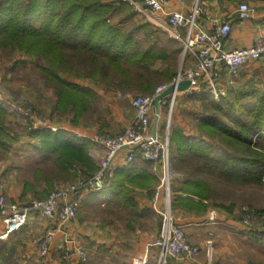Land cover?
<instances>
[{
  "label": "trees",
  "instance_id": "obj_1",
  "mask_svg": "<svg viewBox=\"0 0 264 264\" xmlns=\"http://www.w3.org/2000/svg\"><path fill=\"white\" fill-rule=\"evenodd\" d=\"M122 9L128 15L132 11L137 13L133 5L113 0H0V47L44 60L46 66L41 69L55 89L57 105L62 109L72 107L77 114L87 110L95 92L90 87L74 84L73 77L89 78L100 86L122 91L154 94L158 86L171 82L177 75L178 51L169 53L156 37L146 45L136 32L122 29L121 25H127L129 19H113ZM251 92H234L230 99L222 97L220 101L208 91L201 92L199 100L204 104V115L197 118L196 124L200 133L187 136L183 129L173 128L171 160L176 162V167L189 164L191 168L187 171L192 174L185 178L179 191L174 190L172 208L191 210L198 205L196 199L212 200L215 196L212 184L219 177L241 184L264 185V90L253 88ZM226 102L236 107L226 111ZM7 126L5 115L1 114L2 148L21 137L10 135L11 129ZM25 128L30 137L39 135L46 146H52L51 141L57 138L54 134H35L29 126ZM248 134L257 135L255 145ZM217 141L226 145L217 146L221 155L210 149L211 142ZM83 151L71 143H58L51 153L58 156L55 163L60 171L77 179L95 174L81 166L72 174L74 166L86 160ZM199 160L203 164L192 169V162ZM43 174L45 170L41 169L37 175ZM46 179L51 183L49 177ZM257 210L263 217L264 210ZM0 243L1 262L7 263L13 259L14 247L8 245V240Z\"/></svg>",
  "mask_w": 264,
  "mask_h": 264
},
{
  "label": "rangeland",
  "instance_id": "obj_2",
  "mask_svg": "<svg viewBox=\"0 0 264 264\" xmlns=\"http://www.w3.org/2000/svg\"><path fill=\"white\" fill-rule=\"evenodd\" d=\"M25 57L29 60L25 59ZM42 66H46V62L42 59H33L32 57H27L25 54H20L18 51L0 47V107L5 111L3 113L2 108H0V115H5L7 125L12 131H9L10 135L14 137L18 138V135H24L26 126L31 128L34 126L37 129L39 125L47 126L45 122H49L48 124H50L53 131H59L54 125L55 123H64L65 125H81L87 129L98 127L99 132L97 135L115 136L123 132V128L121 127L123 117L131 115L132 109L130 101H133L137 96L144 95L139 91L138 94L127 96L125 95L127 93L126 91L116 88L112 90L121 91L122 95H112V92L106 90L103 84L100 86L88 78L73 77L71 81L74 84L82 87H92L97 92L95 93L94 99H89L87 110L77 114V111L72 107L62 109V107L57 105L55 89L52 87L51 82L48 81L47 75L41 69ZM82 72V69H80L79 73ZM67 76L69 75H65L64 77ZM109 93H111L110 95L112 97ZM188 101L190 104L196 106L198 116L204 115L202 113L204 111V104L201 101H197L194 98L188 99ZM227 103L226 111L236 107L234 104L230 105ZM240 113L238 112L237 116ZM196 115L192 118L191 114L185 113L183 114V118L188 122L190 130L192 129L194 133H200L196 125L198 118ZM166 118H168V115ZM132 121L131 118L130 122L132 123ZM226 122L231 123L228 118H226ZM248 135L250 139L253 138L252 144L255 145L257 143V135ZM168 144L169 148H171L170 139ZM217 146L221 148L226 145L219 141L211 142V151L215 150L217 155H221V150ZM104 154L105 151L101 157ZM101 157L98 163H95L96 171L100 166ZM6 159V155L3 157L0 155V163L2 165L7 163L5 162ZM13 159L15 158L11 157V160ZM202 164L203 162L201 160L193 161L192 169ZM40 167L46 168L43 165ZM79 167L80 165L76 164L74 169H72V174L78 171ZM85 167L91 170L90 172L92 174L96 173L92 171L93 164ZM189 168L191 166L186 163L176 167V162L174 163L173 159L171 161V170L169 173L171 187L170 209L173 217L178 221L177 217L179 219H184V217L189 219V217H194L195 214L204 216L214 212L216 214V220L215 223L211 221L210 226L191 225L186 229L182 224L176 222L182 227V232L187 243L199 249V254L203 251L202 249H205V252H203L205 255L204 259L210 261L212 264H264V221H262L264 216L260 217L258 215V211L260 210H257H264V185H255L253 183L241 184L237 180L219 177L220 179L214 180L212 184L215 193L212 200L196 199L198 205L194 206L191 210L183 209V207L175 208V206L172 208L176 181L178 179L185 181V178L191 173V171H187ZM157 170L160 171L159 168ZM209 177L211 178V176ZM4 178L0 176L2 183L5 185V195L8 199L7 189L9 187L7 185V179ZM50 178L52 179V176ZM196 178L200 177L196 176ZM57 179L58 181H56ZM75 179V177L71 178L68 173L56 171L53 177V180L56 181V186L51 184L54 187L51 189L49 184H47L46 188L54 191L61 187H67L76 183L77 180ZM160 182L161 179L159 180V185ZM51 190L50 192H52ZM205 210L206 213H203ZM113 211H117V213L113 214ZM124 211L126 210H119L118 207L111 208L107 206L106 208H102L96 206L94 203L87 204L83 202L81 204L75 220L80 227V232L76 233L75 231L74 235L67 240L74 247L82 246L85 248L88 258L84 264H132L134 257L131 256V249L137 245L136 242L139 241L138 236L144 232L146 237H150V230L155 229L157 223H159V227H157L161 228V214H158V216L155 215L154 218L146 217L140 222L133 223V219L135 218L128 216ZM106 223H108V226L112 230V234L108 238L109 242L107 246L111 244L112 246H110L114 249V252L112 254L108 252L104 255L103 252L96 251L95 248L99 247L98 244L100 242V235L96 234L99 230L98 226L106 225ZM81 228H83L84 232L81 231ZM57 231L59 230H56V235L59 234ZM85 233L87 236L84 235ZM40 236L41 234L36 232L35 234H25L21 237L12 236L7 239H0V242L8 240V245L14 247L13 259L7 263L1 262L0 259V264H69L72 262L65 259L66 250L72 248L70 244H66L64 248L56 247L49 258L38 254L34 248H36L35 241ZM85 239H88V241ZM83 240L89 242V244L87 246L84 245ZM207 248L211 251V256L208 255ZM157 250L159 251V248H156V246L153 248L150 247L147 256L148 264L155 263L153 257L157 255ZM198 255H195L194 258Z\"/></svg>",
  "mask_w": 264,
  "mask_h": 264
},
{
  "label": "crops",
  "instance_id": "obj_3",
  "mask_svg": "<svg viewBox=\"0 0 264 264\" xmlns=\"http://www.w3.org/2000/svg\"><path fill=\"white\" fill-rule=\"evenodd\" d=\"M167 1L168 8L170 10L178 11L184 14H189L195 8H198L200 13L197 16V24L201 29L211 31L213 28V19L229 22L232 26V30L225 41V45L228 49L250 47L253 45L256 38L264 37V0ZM243 2L247 3L252 9V15L248 19H241L238 15V7ZM122 3L128 4L124 2ZM136 11L137 13L134 14L133 12L135 11H132V13L128 15L129 12L122 9L120 12H116L114 14L113 19L115 21H121L125 20V18H128L130 22L125 26L122 24L121 26L123 27L121 28L136 32V36L142 39L143 43L146 45L154 40L153 37H156L159 39V42L162 43L161 45L167 48L169 53L177 50L178 53L175 56L177 58V65L175 67L177 74L181 70H184L194 64L195 55L190 51H185L184 40L178 39L174 36V29L168 23L165 17L159 13H152L143 9H136ZM177 32L180 33L182 37H185L187 34V28H181ZM105 87L106 90L112 92V95H122L121 91L112 90L114 87ZM217 87L219 89H226V96L224 98L227 99H230L234 92L252 93L251 89L253 88L259 89L260 91L264 90V58L245 65L240 74L237 76H232L227 68L223 67ZM90 88L93 89L92 87ZM208 88L209 85L207 82H205L203 83L202 88L193 94H189L186 91H179L172 110L170 105L163 106L160 104L158 121L156 122L157 116L155 112H152L151 115L150 120L153 130H156L157 133L163 138L168 135L169 139L174 127L183 129L187 136L196 135L197 133H194L192 129L190 130V126L188 122L184 120L183 114H191L192 118L197 114L196 117H199L196 106L190 104L188 99L194 98L197 101H201L199 99L202 97L199 93L208 91L210 94H212ZM94 92L97 93L95 90ZM126 92L127 93L125 95L127 96H133L139 93L138 91L129 90ZM110 94L111 93H109V95ZM130 102L132 112L131 115L123 117L121 122L123 131L126 129L128 124L131 123L130 119L132 118L133 120V116H135V110L133 108L132 101ZM2 112L5 113L3 108ZM167 115L168 118H166ZM48 123L49 122H45V125L47 126H37V129H35L33 126L31 128V132L34 131L35 134L46 133L56 135V140L51 141V143H53L52 146H46V143H44L42 138L38 137L39 135L33 138L30 137V135L27 133V130L25 129V134L21 135L20 139L16 140L14 143L8 142L4 148L0 147L1 157L6 155L7 159L9 158L8 161L7 159L5 160L7 163L3 165L0 163V176L3 178L5 177L8 182L7 185L9 188L7 189V193L9 201L24 204L28 203L32 199H45L49 196L51 189H47L46 184H52L53 186H56V181H58V179L54 181L53 177L55 176L57 170L60 171V167H57V164L55 163V159H57L58 156L56 157L55 154L51 153V150L54 149V145L58 143L62 145L71 143L73 146L75 145L79 148H82L84 150L83 153L85 152L84 157L86 158L84 163L87 165L93 164L94 167L92 168V171L96 172L95 163H98V160L105 151L103 146L98 141V127H95L94 129H87L76 124L74 126L70 124L65 125L64 123H55L54 125L59 131H53V129H51L52 127ZM60 129H62L61 132ZM68 147L70 148V145ZM56 154L58 153L56 152ZM11 157H14L15 159L11 160ZM84 163L79 164L82 169H86V165H84ZM42 165L46 166V168H41L40 166ZM41 169L45 170V174L38 177V171ZM157 169L158 166L156 163L146 161L141 157H137L134 161L128 163L124 160V156L122 155L115 162L114 177L106 183L103 189L99 191H86L85 189H82L77 196L81 199V204L83 202L87 204L94 203L96 206L102 208L109 206L111 208L118 207V209L122 211L126 210L124 212L128 216H133L135 218H132L133 223L140 222L146 217L154 218L155 215L158 216V214H160L158 212V208L163 207V202L165 199V194L162 192L160 199L157 202H154L153 200L154 192L157 190L159 185V177L161 173V171H158ZM51 176L52 179L50 178ZM46 177L50 178L51 183L48 182ZM79 177L80 176H78V178ZM183 182L184 180L178 179L176 181V185L174 186V190L179 191ZM115 213H117V211H113V214ZM210 216L211 214L209 215L208 213L204 216H198L195 214L194 217H189V219L185 217L184 219H179L177 217L178 221L176 222L182 224L185 229L191 225L210 226ZM75 220L76 217L70 224L59 226L57 229L59 230L57 231L59 234L56 235L47 255L41 254L38 243L43 237V234L47 228L50 226L56 227L59 225L57 219H46L38 213H32L27 224H25L21 230L11 233L4 239L12 236L21 237L25 234H35L38 232L41 234V236L35 241L37 249L34 248V250L41 256L49 258L56 247L64 248L66 244H70L72 246V244L67 239L72 237L75 231L76 233L80 232V227L77 225L78 223L75 222ZM157 226L159 227V223H157ZM157 226L155 229L150 230V237H146L144 232L138 236L139 241L136 242L137 245L133 246L131 249V256L134 257L133 261L136 258H143L145 256L147 257L150 247H155L153 242L159 236L161 229ZM98 228L99 230L96 232V234L100 235V242L98 244L99 247L95 248V250L103 252L104 255L108 252L112 254V252H114V249L111 247L112 245L109 244L107 246V243L109 242L108 238L112 234L111 228L108 226V223H106V225H99ZM81 231L84 232L83 228H81ZM4 232L5 223L3 221L2 213L0 212V235H2ZM137 233H139V231H137ZM84 235L87 236L86 233ZM85 240L88 241V239ZM82 242L86 246L89 244V242L84 240ZM202 250L203 251L196 258H169L166 264H209V261L204 259L205 255L203 252H205V249ZM158 252L159 251L157 250V255L153 257L155 259L154 264H158ZM74 260H72V262L69 264H84V262L79 261L78 259Z\"/></svg>",
  "mask_w": 264,
  "mask_h": 264
},
{
  "label": "built area",
  "instance_id": "obj_4",
  "mask_svg": "<svg viewBox=\"0 0 264 264\" xmlns=\"http://www.w3.org/2000/svg\"><path fill=\"white\" fill-rule=\"evenodd\" d=\"M114 1L128 3L137 10L143 9L165 17L174 29V36L184 40L185 51H190L195 55V62L192 66L178 72L171 82L158 86L154 94L135 97L132 101L135 110L134 119L122 133L115 136H98V141L103 146L105 154L93 176L80 177L73 185L55 189L47 198L32 199L26 204L9 201L5 195V185L0 179V212L5 223V232L0 235V238L8 237L11 233L21 230L27 224L32 213H38L46 219H57L59 225L47 228L38 243L41 254L47 255L59 226L68 225L75 219L81 205L78 193L82 189L86 191L103 189L115 175L116 160L123 155L124 160L128 163L141 157L146 161L156 163L161 171V182L153 197L154 202H157L161 193L165 194L163 207L158 208V212L162 216V225L159 236L153 243L159 248L158 264H166L169 258H194L200 250L187 243L182 227L176 223V219L171 213L169 137L168 135L164 138L161 137L152 128L150 119L154 112L153 102L155 97L168 89L171 84H178L184 80L191 81L190 88L185 90L189 94L199 91L203 83L207 82L208 89L214 98L220 101L222 97L226 96V89L217 87L223 67L227 68L232 76H237L245 65L264 58V37L256 38L250 47L228 49L225 41L232 30L231 24L213 19L211 31L201 29L197 24V16L200 13L198 8L189 14H184L170 10L167 0ZM238 15L241 19H248L252 15V9L243 2L238 7ZM181 28H187L185 37L177 32ZM178 93L177 91L164 99L161 105H170L172 110ZM209 220L215 222L216 214L214 212L211 213ZM207 253L211 256V251L208 248ZM87 258V252L82 246L74 247L72 245V248H68L65 253L67 261L78 259L85 262ZM133 264H148V259L146 256L136 258ZM209 264L212 263L209 261Z\"/></svg>",
  "mask_w": 264,
  "mask_h": 264
},
{
  "label": "water",
  "instance_id": "obj_5",
  "mask_svg": "<svg viewBox=\"0 0 264 264\" xmlns=\"http://www.w3.org/2000/svg\"><path fill=\"white\" fill-rule=\"evenodd\" d=\"M191 81L189 80H184L179 82L178 84H171L168 89H166L163 93L160 95L156 96L154 99V112L156 113V122L158 121L159 118V106L161 102L170 97L172 94L176 93L177 91H185L186 89L190 88Z\"/></svg>",
  "mask_w": 264,
  "mask_h": 264
}]
</instances>
